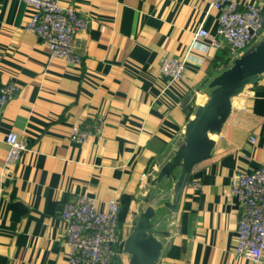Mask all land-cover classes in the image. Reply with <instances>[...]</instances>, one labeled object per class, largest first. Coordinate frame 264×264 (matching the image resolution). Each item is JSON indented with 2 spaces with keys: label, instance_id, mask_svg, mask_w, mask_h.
<instances>
[{
  "label": "crops",
  "instance_id": "obj_1",
  "mask_svg": "<svg viewBox=\"0 0 264 264\" xmlns=\"http://www.w3.org/2000/svg\"><path fill=\"white\" fill-rule=\"evenodd\" d=\"M236 1L264 11V0ZM211 2L60 0L88 19L75 64L50 56L26 27L31 5L0 0V86L16 85L0 118V264H69L59 214L75 195L95 198L100 209L117 200L123 242L146 171L179 140L229 60L195 35L216 31ZM165 54L186 59L181 80L162 76ZM97 117L105 118L100 135L72 139L75 123ZM11 130L27 146L15 165L6 161ZM262 162L264 75L234 98L211 155L194 166L158 264H264V255L253 261L235 252L239 204L229 192L234 175Z\"/></svg>",
  "mask_w": 264,
  "mask_h": 264
},
{
  "label": "built area",
  "instance_id": "obj_2",
  "mask_svg": "<svg viewBox=\"0 0 264 264\" xmlns=\"http://www.w3.org/2000/svg\"><path fill=\"white\" fill-rule=\"evenodd\" d=\"M23 1L34 9L26 27L46 44L49 55L79 64L76 37L87 28V17L74 6H62L60 0ZM211 6L219 11L215 33L209 34L200 27L195 35L208 38L209 44L216 50H225L229 59L238 56L264 33V11L259 6L246 3L239 7L236 0H212ZM186 64L184 58L165 54L159 69L170 83L184 77ZM15 91L12 81L0 86V118ZM104 124V117L75 123L71 137L84 141L92 135H100ZM5 142L8 147L6 161L15 165L27 149L26 143L12 130L5 134ZM229 192L239 204L235 252L257 261L264 255V162L257 168L234 175ZM105 206L100 209L95 198L84 194L63 202L59 217L69 248V264H111L112 258L120 254L119 203L112 199Z\"/></svg>",
  "mask_w": 264,
  "mask_h": 264
},
{
  "label": "water",
  "instance_id": "obj_3",
  "mask_svg": "<svg viewBox=\"0 0 264 264\" xmlns=\"http://www.w3.org/2000/svg\"><path fill=\"white\" fill-rule=\"evenodd\" d=\"M262 75L264 33L210 80L206 98L195 105L179 140L146 171L138 187L135 215L121 245L126 264H158L169 233L167 221L179 211L194 166L211 155L234 98Z\"/></svg>",
  "mask_w": 264,
  "mask_h": 264
},
{
  "label": "trees",
  "instance_id": "obj_4",
  "mask_svg": "<svg viewBox=\"0 0 264 264\" xmlns=\"http://www.w3.org/2000/svg\"><path fill=\"white\" fill-rule=\"evenodd\" d=\"M225 51V50H222ZM111 264H123L122 263V258L119 256V254H116L111 261Z\"/></svg>",
  "mask_w": 264,
  "mask_h": 264
}]
</instances>
